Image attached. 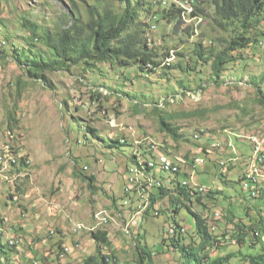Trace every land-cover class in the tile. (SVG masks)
Listing matches in <instances>:
<instances>
[{
    "label": "rangeland",
    "instance_id": "1",
    "mask_svg": "<svg viewBox=\"0 0 264 264\" xmlns=\"http://www.w3.org/2000/svg\"><path fill=\"white\" fill-rule=\"evenodd\" d=\"M73 1L84 16L82 1ZM185 7L191 9L188 5ZM71 9L69 0H14L0 5V47L5 37L15 44L23 43L22 36L26 37L28 32L20 26L22 18L50 30H53V22H63L61 28L64 29L68 26L62 19ZM209 10L213 12L212 7ZM258 30L264 33V24L254 32ZM202 33L207 45L210 38L226 35L213 30L208 22ZM153 35V47L161 51L157 59L161 67L146 74L144 79L125 82L124 86V75L130 76L129 69L110 70L99 66L88 73L78 68L73 73L47 74L52 87L49 89L41 82L24 78V71L13 60L0 59V152H3L0 155V196L3 197L0 214L5 218L0 234V264H13L15 254L18 264H31L32 259L41 264H78L95 254L89 231L97 227L107 231L111 243L110 248L101 250L102 254L114 255L116 264H136L131 233L144 238L153 253L152 264H181L177 252L164 249L162 238L176 221L189 228V234L183 235L184 243L189 244L195 237L190 230L194 227L192 215L184 207L178 215H173L168 197L155 204V210L159 209L158 217L153 210L147 212L148 193H142L134 185V180L140 176L129 171L134 166L128 160L133 151L127 146L139 143L160 146L163 141L172 156L189 153L191 158L204 159V165L194 171L195 180L217 192L213 200L201 196L204 217L209 222L214 221V234L222 235L227 231L224 248L213 256L232 254L234 257L229 264H244V254H264V242H256L252 249L235 244L231 239L235 228L227 229L224 224V217L231 218L232 214L246 223L249 217L256 216L254 210L260 202L258 198H249L241 184L234 181L242 178L246 170L247 176L252 172L250 149L254 142L262 144L264 149V109L254 102L255 86L259 85L264 92V84H260L264 75V35L259 37L257 45L242 50L241 59L223 73L220 85L212 82L210 71L204 66H199L195 72H186L187 65L193 67L191 51L195 38L184 34L170 37L167 28L161 25ZM37 48L42 49L41 44L37 43ZM168 49L170 55L177 52L183 57L162 59V52ZM178 63L183 70L174 69ZM17 80L26 83L25 87L18 88ZM178 81L183 82V87ZM134 98L146 99L137 104ZM162 101L168 102L161 109L163 113L185 114L174 122L191 142H181L178 151L173 149L177 143L160 131L157 116L152 113L153 104ZM196 134L199 137L192 140V135ZM115 139H124L127 146L111 149L110 141ZM157 149L164 152L162 147ZM21 156L26 160L23 168L19 166ZM232 158H236L235 163ZM253 168L260 170L261 176H254L264 190V171ZM7 172L13 174L6 176ZM73 172L82 177L74 176ZM90 176L95 178L92 190L83 179ZM163 176L174 177L170 173ZM130 187L132 192L126 195ZM131 193L132 202H139V195L146 194L139 204L147 207L140 213L136 210L124 220L127 212L122 215L118 210L113 211L111 198L115 197L119 209L127 210L129 203L124 205V202H128ZM10 195L14 196L13 202ZM137 205L132 203L134 210ZM191 209L198 212L202 208L193 202ZM107 214L111 221L105 224L102 220ZM220 216L219 221L213 218ZM93 217L100 222L94 224ZM80 224L85 228L94 226L89 231H80L83 228ZM123 225L131 228L129 235L124 233ZM133 226L137 228L132 229ZM12 229L22 233L19 239L13 236ZM176 232L182 233V230L176 229ZM10 240L17 243L19 240L16 248L8 246ZM64 248L73 250L68 253Z\"/></svg>",
    "mask_w": 264,
    "mask_h": 264
},
{
    "label": "trees",
    "instance_id": "2",
    "mask_svg": "<svg viewBox=\"0 0 264 264\" xmlns=\"http://www.w3.org/2000/svg\"><path fill=\"white\" fill-rule=\"evenodd\" d=\"M12 1L14 0H0V5ZM69 1L72 9L62 19L68 27L63 29L61 28L63 22H53V30H50L22 18L20 26L28 32L26 37L22 36L24 38L23 43L18 45L12 42L11 38L5 37L2 47H0L1 60H13L24 71V78L32 82H41L42 86L45 84L49 89H52V87L49 80L46 79L47 74L56 71L73 73L78 68L86 73L93 71L95 67L99 68V66L102 68L104 66L108 67L110 70L129 69L130 76L124 75L123 86L127 81L144 79L146 74H151L161 67L160 62L157 61L161 51L159 48L153 47L155 44L153 32L156 31L158 25L167 28V34L170 37L176 34H184L185 37L195 38L191 51L193 67L187 65L186 69L188 71L186 72H195L196 68L204 66L209 69L212 82L220 85L223 84L221 82L223 73L236 60L241 59L242 50L257 45L259 37L264 35L260 30L254 32L255 28L264 24V0H179L184 5H189L192 9L191 12H188L189 10L186 7L177 5L173 0H168L169 3L167 4L162 3L163 0L156 3L149 0H80L84 5V16L81 14V8L76 2ZM112 3L114 5H111ZM155 6H159V9H155ZM210 7L213 8L212 13H210ZM199 20L201 22L197 24ZM207 22L213 30L226 35L214 39L210 38L207 45L202 33V29ZM162 37H165L164 33ZM179 41L181 43L185 42L182 39H179ZM37 43L41 44L42 49L37 48ZM169 51L168 49L166 53L162 52V59L169 60L172 57L175 59V55L179 58L183 57L182 54L177 52L170 55ZM174 69L183 70V67L181 63H178L174 66ZM177 84L182 86L183 82L178 81ZM260 84H264V75L260 78ZM25 85L26 83L17 80L18 88L25 87ZM255 87L257 90L254 102L264 109V92L259 89V85ZM199 89L204 88L199 87ZM142 99L145 100L146 98ZM142 99L136 98L134 101L137 104H142ZM171 101H173V98ZM164 104H168V102L163 103L162 101L160 104H153L152 113L157 116L160 131L177 143L173 146V149L178 151L181 142H191L190 139L180 133V128L174 122L175 119L183 117L185 114H165L161 110ZM10 119L12 118L10 117ZM8 127H10L9 124ZM9 139L7 138L6 141H9ZM191 139H194L193 135ZM234 139L238 141L239 138L235 136ZM110 143L111 149L127 146L124 139L111 140ZM163 145L165 147L164 141ZM127 147H130L133 151L128 159L131 164L138 165V159H148L147 155L150 151L149 146H146L145 143ZM254 147L253 144L250 149V160L252 159ZM162 150L168 155L172 154L167 152L166 148ZM190 158L189 153L184 155V159L192 162ZM20 160L19 166L23 168L26 160L22 156ZM231 160L236 161V158ZM235 161L233 162L235 163ZM257 165L264 171V158L261 162H257ZM247 169H249V165ZM184 170H186V167ZM73 173L74 176H77V172ZM181 174L187 177L185 172ZM181 174L172 178L169 186L164 185L158 191L149 195V206L146 211L153 210L155 212V204L168 197L172 205L173 215H178L182 207L192 215L194 227L190 230H192L195 237L191 236L193 238L191 242L185 244L184 234L175 233L173 228L184 227L174 221L173 225L169 226L166 236L164 235L162 238V242L165 244L164 249H172L177 252L181 264H229L230 259L234 257L232 254L224 257L213 256L215 252L224 248L223 242L227 237V231H224L222 235L214 234L213 230H216L213 224L214 221L209 222L204 217L205 205L202 203L201 196H205L204 199L213 200L217 192L212 191V188H205V191L200 194L189 187H183L181 182L177 180ZM77 177L81 178L82 174ZM83 179L88 182L90 190L94 189L92 184L95 178L93 176ZM234 182L241 184L242 189L246 190L250 197L253 199L258 198L260 202L254 210L256 216L249 217L246 223H243L242 219L235 218L232 214L231 218L224 217V222L226 221L224 224H227V229L235 228L234 234L231 235V239L235 244L247 245V248L252 249L256 242H260L255 233L259 231L264 234V227L260 229V226H264V190L259 187L260 184L253 173H249L247 179H244L243 176ZM10 198L13 199L14 196L10 195ZM111 202L114 210H118L122 215L127 212L126 219L134 214L137 209L136 206L134 210L132 205L127 210L119 209L121 207L117 206L115 197L111 198ZM193 202H196L202 208L201 211L197 212L191 209ZM158 216L159 211L155 217ZM107 217L108 222L111 221L110 214H107ZM246 217L248 216L246 215ZM213 218L216 221L222 219L221 216L218 219ZM101 228H93L90 231L92 232L90 237L96 247L95 254L84 259L81 264H109L106 262L107 258L114 259L112 264H116L114 255L102 254L101 250L105 247L110 248L111 243L107 231H97ZM171 229L170 234L169 230ZM188 231L189 228L186 229L185 234H189ZM130 238L134 242L136 264H152L153 253L146 246L144 238L140 237L139 234L136 236L131 235ZM242 263L264 264V254H244Z\"/></svg>",
    "mask_w": 264,
    "mask_h": 264
},
{
    "label": "bare ground",
    "instance_id": "3",
    "mask_svg": "<svg viewBox=\"0 0 264 264\" xmlns=\"http://www.w3.org/2000/svg\"><path fill=\"white\" fill-rule=\"evenodd\" d=\"M163 2H165L167 4V0H164ZM174 3H178V5L180 6H183L185 7L186 5H184V3H182L181 1L179 0H173ZM187 3V2H185ZM165 4V5H166ZM189 6V5H188ZM187 10V9H186ZM199 135H195L194 136V139L198 138ZM258 143V142H257ZM149 147L151 148H156L157 147H162L163 149L165 148L164 145H160V146H156V144L154 143H149L148 145ZM218 146V145H217ZM3 149V148H2ZM5 149H8V148H5ZM4 150V149H3ZM163 152V151H162ZM167 152H169L167 150ZM164 153V152H163ZM170 153V152H169ZM6 154V153H5ZM168 155V154H167ZM170 155V154H169ZM172 155V154H171ZM10 156V155H9ZM14 156V155H13ZM2 162V161H1ZM13 163V162H12ZM16 163V162H15ZM1 164V163H0ZM223 163H221L222 165ZM13 166V164H12ZM255 166L256 168H259L258 165H253ZM252 166V172L253 174L257 175L258 177V174L256 173H259L260 170H254ZM1 168V167H0ZM3 169V168H2ZM184 169V161H174L173 162V168L170 166V163L166 160H159V168L158 167H155L154 165H152L150 162H149V158L147 160H141V159H138V165H134L131 169H129V171L131 173H133L135 176H140L139 178H136L134 180V182H136L134 185L141 191L142 190V193H144L143 191H146V193H148V196L147 198L149 197V195L153 192H151V190H155L158 191L159 189V186H169L170 184V181H172V177H164L163 174L164 173H170L171 175H173L175 178V176H177L179 173V170H182ZM7 170V169H6ZM3 172V171H2ZM143 176V178H142ZM130 179V178H129ZM133 180V179H132ZM151 181H155L154 182H151ZM132 182V183H134ZM145 183V184H144ZM134 185H132L134 187ZM242 185H243V182H242ZM245 187H247V185H245ZM253 187V186H252ZM132 189L133 188H127L125 193L126 195H128L127 193L129 192H132ZM253 196H254V193H253ZM124 205H128V203L125 201L124 202ZM148 206H149V200H148ZM146 205L145 204H139L137 205V212H142L144 209H146ZM217 216V214H216ZM218 218V217H217ZM94 219V218H93ZM103 223H108V217H104L103 220H102ZM128 223V222H127ZM174 228V232H176V229L179 230V228H176V227H173ZM172 228V229H173ZM123 229H124V233L126 232L127 235L130 234L131 232V228H129V226H126V225H123ZM172 229L169 230V233L170 231L172 232ZM79 230H82V229H79ZM125 233V234H126ZM174 233V234H175ZM171 234V233H170ZM182 234V233H181ZM255 235L260 238V239H264V234H259L258 232L255 233ZM64 251L66 252H69V249L68 248H64Z\"/></svg>",
    "mask_w": 264,
    "mask_h": 264
},
{
    "label": "built area",
    "instance_id": "4",
    "mask_svg": "<svg viewBox=\"0 0 264 264\" xmlns=\"http://www.w3.org/2000/svg\"><path fill=\"white\" fill-rule=\"evenodd\" d=\"M191 11H192V9H190L188 12H191ZM199 22H201V20H199L198 23ZM254 146L255 147H254V151L252 153L251 165H257V162H261L262 159L264 158V149H263L262 144L257 143V142H254ZM149 151H150V153L147 155V157L149 158V162L152 165H154L155 167H158V168H159V160H166V161H168L170 163V166L172 168H173V162L174 161H184V168L186 167V170H184V169L179 170V173L181 174V173H184L185 172L187 174V177H184L181 174V177L183 178L180 181L181 182V186H183V187H189L192 190H194L195 192L200 193V194L205 191V187L203 185H200L195 180V174H196V172L194 173L195 169L198 166L204 165V159H203V157H201V156H194V157L190 158V160H192V162H190V161H187L186 159H184V156L181 157L179 155L178 156H176V155H174V156H172V155H164L163 152H161L159 149H156V148L149 147ZM2 153L3 152H0V155ZM10 174H13V173H8L7 172L6 173V176H8ZM256 174H258V176H261V175H259V173H256ZM142 178H143V176H142ZM244 179H247V172L244 174ZM151 182H154L155 183V181H151ZM161 187H163V186H159V189ZM145 196H146V194L139 195V202H132V193H131V195L128 198L129 206L132 205V203H140V198L141 197H145ZM216 219H218V218H216ZM124 220H125V217H124ZM94 222L97 223V222H100V220H97V221H94ZM179 229L182 230V234H184L185 231H186V228H179ZM2 231H3V229L0 227V232H2ZM260 240H262L264 242V239H260ZM17 245H18L17 240H10L9 241V246L14 247V246H17ZM32 264H40V263L39 262H33Z\"/></svg>",
    "mask_w": 264,
    "mask_h": 264
},
{
    "label": "clouds",
    "instance_id": "5",
    "mask_svg": "<svg viewBox=\"0 0 264 264\" xmlns=\"http://www.w3.org/2000/svg\"><path fill=\"white\" fill-rule=\"evenodd\" d=\"M12 190V189H11ZM125 196V195H124ZM249 196V195H248ZM16 198V197H15ZM249 198H251V199H253L252 197H250L249 196ZM14 199V198H13ZM13 199H11V201L13 202ZM147 210V209H146ZM113 211H114V209H113ZM112 211V212H113ZM158 211H159V209H157L155 212H154V214H155V216H157L158 215ZM3 215H1L0 214V227L3 229V224H4V222H5V218L4 217H2ZM125 217V216H124ZM94 218V217H93ZM125 219H126V217H125ZM93 221H94V219H93ZM142 222H143V219H142V221L140 222V225L142 224ZM94 224H95V222H94ZM94 224L92 225V226H94ZM76 225H78V224H76ZM80 225H82V224H80ZM140 225L139 226H137V227H140ZM83 226V225H82ZM92 226H90L89 228H91ZM137 227H132V229L133 228H137ZM89 228H85V226H83V228H82V230L83 229H88V231H89ZM185 228V227H184ZM81 231V230H80ZM97 231H102V228L100 229V230H97ZM96 232V231H95ZM1 233H3V231L2 232H0V234ZM89 233H92V232H90L89 231ZM258 233L259 234H261L259 231H258ZM131 235H133L132 233H131ZM262 235V234H261ZM13 236H15V235H13ZM256 236V235H255ZM257 237V236H256ZM18 238V237H17ZM19 239V238H18ZM110 240V239H109ZM259 240H260V238H259ZM260 242H263L262 240H260ZM18 243H19V240H18ZM8 246H9V242H8ZM9 247H11V246H9ZM17 246H14L13 248H16ZM12 248V247H11ZM105 248H107V247H105ZM105 248H103V250L105 249ZM69 249V253H71L72 252V250L70 249V248H68ZM104 255H106L105 253H104ZM33 262H39V261H36V260H31V264L33 263ZM106 262L107 263H109V264H112L113 262H114V259H109V258H107L106 259ZM40 263V262H39ZM41 264V263H40ZM42 264H45L44 262H42ZM78 264H81V262L80 263H78Z\"/></svg>",
    "mask_w": 264,
    "mask_h": 264
},
{
    "label": "crops",
    "instance_id": "6",
    "mask_svg": "<svg viewBox=\"0 0 264 264\" xmlns=\"http://www.w3.org/2000/svg\"><path fill=\"white\" fill-rule=\"evenodd\" d=\"M1 198H3V197L0 196V199H1ZM12 231L15 233V236L18 237V238H20V236L22 235L21 232H20V234H18V233H17V230L12 229ZM18 238H17V239H18ZM70 249H71V248H70ZM71 250H73V249H71ZM30 256H31V255H30ZM28 257H29V256H28ZM31 257H32V256H31ZM16 261H19V260H18V255L15 254V262H14L13 264H18V262H16ZM10 263H11V262H10Z\"/></svg>",
    "mask_w": 264,
    "mask_h": 264
}]
</instances>
